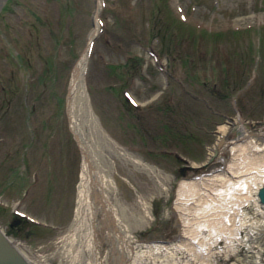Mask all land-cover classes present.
Here are the masks:
<instances>
[{"label": "rangeland", "instance_id": "374dc122", "mask_svg": "<svg viewBox=\"0 0 264 264\" xmlns=\"http://www.w3.org/2000/svg\"><path fill=\"white\" fill-rule=\"evenodd\" d=\"M2 2L0 225L33 264L71 262L60 248L76 218L83 150L69 87L96 21L86 103L75 112L113 184L110 204L138 244L183 235L180 183L220 172L244 132L264 145V0ZM132 57L140 63L124 65ZM101 216L97 209V226ZM20 217L31 218L23 228ZM262 225L244 231L258 264ZM98 238V264H118L109 239Z\"/></svg>", "mask_w": 264, "mask_h": 264}, {"label": "bare ground", "instance_id": "6f19581e", "mask_svg": "<svg viewBox=\"0 0 264 264\" xmlns=\"http://www.w3.org/2000/svg\"><path fill=\"white\" fill-rule=\"evenodd\" d=\"M97 28L96 21L87 48L72 72L69 87L70 122L81 142L83 164L76 218L60 248L63 262L69 257L71 262L67 264H98L101 234L117 251L118 264H220L217 254L221 261L230 253L238 257L236 264L239 261L258 264V260L248 256L254 249H249L244 231L248 226L258 228L264 221L259 217L264 204L258 196L259 188L264 185V145H256V139H249L246 132L235 146L227 149L229 158L220 172L180 183L174 210L184 221V232L173 244H138L121 224L107 194V190L113 191V184L84 136L75 112L78 105L86 103L84 70ZM226 129L227 125L221 128L222 134ZM97 209L102 212L98 224L101 231L96 223ZM251 211L256 218L251 216Z\"/></svg>", "mask_w": 264, "mask_h": 264}, {"label": "water", "instance_id": "95a60500", "mask_svg": "<svg viewBox=\"0 0 264 264\" xmlns=\"http://www.w3.org/2000/svg\"><path fill=\"white\" fill-rule=\"evenodd\" d=\"M4 1L5 0H3V2ZM222 140L221 137V139L218 140V144H220ZM214 151L217 152V149H214ZM258 196L260 202L264 204V185L259 188ZM27 218L31 219L30 217ZM17 242L18 240L8 235L0 225V264H33L31 259H29L18 247Z\"/></svg>", "mask_w": 264, "mask_h": 264}, {"label": "trees", "instance_id": "16d2710c", "mask_svg": "<svg viewBox=\"0 0 264 264\" xmlns=\"http://www.w3.org/2000/svg\"><path fill=\"white\" fill-rule=\"evenodd\" d=\"M236 31H237V30H236ZM215 34H216L215 36H218V35L221 34V32H220V33H215ZM130 62H131L134 66H136L137 63H140L139 58H137V57H132V58H129V59L124 63V65L128 66V64H129ZM126 103H127V101H126ZM127 105H128V107H132V105H131L129 102L127 103ZM163 126H164L165 129H167V131H172V128L170 127L169 124L165 123ZM28 222H29V220H28L27 218H21V217H20V218H17L16 220H14V224L17 225V226L20 227V228H23Z\"/></svg>", "mask_w": 264, "mask_h": 264}, {"label": "built area", "instance_id": "2783aa9c", "mask_svg": "<svg viewBox=\"0 0 264 264\" xmlns=\"http://www.w3.org/2000/svg\"><path fill=\"white\" fill-rule=\"evenodd\" d=\"M249 234L247 233V236H248ZM248 240V239H247ZM251 250V249H250ZM255 253H257V252H255ZM252 254V253H251ZM218 255V254H217ZM253 256H261L260 255V253H259V255H258V253L257 254H253ZM259 262L261 263V264H264V261L262 260V258L260 257V260H259ZM238 264H245L244 262H241V261H239L238 262Z\"/></svg>", "mask_w": 264, "mask_h": 264}, {"label": "flooded vegetation", "instance_id": "af4514ba", "mask_svg": "<svg viewBox=\"0 0 264 264\" xmlns=\"http://www.w3.org/2000/svg\"><path fill=\"white\" fill-rule=\"evenodd\" d=\"M145 234H147V232H144ZM152 239V238H151ZM156 240H159V241H163V242H165V236H163V237H160V238H156Z\"/></svg>", "mask_w": 264, "mask_h": 264}]
</instances>
